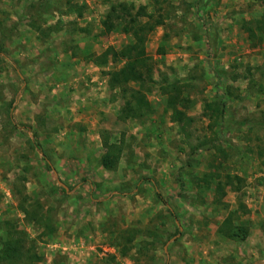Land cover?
<instances>
[{
  "label": "rangeland",
  "instance_id": "374dc122",
  "mask_svg": "<svg viewBox=\"0 0 264 264\" xmlns=\"http://www.w3.org/2000/svg\"><path fill=\"white\" fill-rule=\"evenodd\" d=\"M119 3L145 6L154 25L152 109L126 120L109 80L125 61L87 59L133 40L102 27ZM259 19L264 0H0V251L12 223L41 257L16 264H264ZM106 140L121 151L113 169L100 162ZM227 174L239 189L220 204ZM229 212L244 238L222 231Z\"/></svg>",
  "mask_w": 264,
  "mask_h": 264
},
{
  "label": "trees",
  "instance_id": "16d2710c",
  "mask_svg": "<svg viewBox=\"0 0 264 264\" xmlns=\"http://www.w3.org/2000/svg\"><path fill=\"white\" fill-rule=\"evenodd\" d=\"M146 15L145 6H139L134 11V6L132 8V5L128 6L125 3L112 5L105 19L102 21V27L108 32L119 24H122L124 31L130 33L133 40L118 50L110 46L97 55L90 52L87 57L88 60L98 64L107 61L108 57L114 60L125 61L120 69L111 72L109 75L110 83L118 85L121 89L122 104L118 110V118L122 120L142 117V115L144 116L152 109L147 99V93L151 91L149 82L153 79V66L149 63L145 51V36L148 31L153 29L154 25H148V22H145V24L141 23L140 18ZM261 22L264 24V20H257V23ZM246 30L250 35H254L253 28L247 27ZM130 82L136 83L135 86H131ZM162 91L168 95V106L172 109L174 116L184 115V113L177 108L178 91L175 94H170L169 90L165 87ZM184 117L187 122L192 120V118L186 114ZM107 142L106 140L105 144L107 148L105 153L101 156L100 162L106 169H113L117 166L121 151L117 144L109 142L107 144ZM34 145L42 155H44L37 141L34 142ZM217 176L220 177L219 175ZM209 180H212V178L210 177ZM238 181H235L234 177L228 174L225 176L224 180L218 179L215 181L214 199L220 204L223 203L221 199L225 194L226 187L230 186L233 190L237 191L239 189V187L236 186ZM22 211L29 220H33L38 224L42 220L37 210L30 211L25 206H22ZM232 214L233 212H229L224 218L221 223V229L222 231L224 230L229 237L244 238L248 233V228L241 225L233 226ZM8 225L9 227L5 228L6 236L1 242L0 260L10 264H16L22 260L31 262L39 261L41 257L38 256L35 251L31 250L34 247L33 244L26 247L27 242L22 231L12 223H8ZM131 235L126 237L128 241H131ZM122 253H124V250H122Z\"/></svg>",
  "mask_w": 264,
  "mask_h": 264
}]
</instances>
